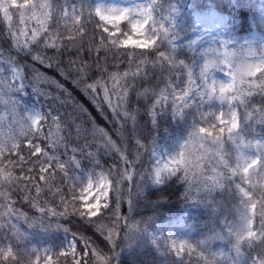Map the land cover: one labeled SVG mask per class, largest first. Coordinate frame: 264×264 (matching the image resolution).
Masks as SVG:
<instances>
[{"label": "snow or ice", "instance_id": "6c2138e0", "mask_svg": "<svg viewBox=\"0 0 264 264\" xmlns=\"http://www.w3.org/2000/svg\"><path fill=\"white\" fill-rule=\"evenodd\" d=\"M31 21L36 27H30ZM121 21L127 22L131 34L121 29ZM155 25L151 6L136 12L102 4L92 7L87 0H0V37L6 33L18 53L66 79L70 77L98 108L107 103L121 138L117 142L99 126V136L89 134L78 116L59 111L67 101L40 85L56 84L64 91L63 85L31 66L33 91L55 104L43 114L26 111L17 121L18 135L0 136V183L14 185L11 191H0V264H18L21 256H26L29 264H60L61 260L64 264H109L95 240L86 235L56 252L32 247L17 221L23 218L29 225H42L49 217L71 214L88 221L93 235L106 245L114 244L123 227L130 232L137 228L128 223L130 217L121 208L126 200L127 213L134 209L133 193L141 190L137 177L144 174L136 167L148 144L137 128L139 111L151 115L155 123L157 105L170 100L174 110L181 112L193 96L214 94L227 102L228 111L203 113L202 123L182 150L153 170V182L162 184L173 176L188 180L195 169L194 175L203 181L210 197L219 192L221 200L236 199L237 219L229 223L225 217L224 227L203 240L170 238L165 253L170 264H264V140L243 135L246 127L254 130L255 125H264V53L257 57L249 50L240 59L236 52L225 51L222 58L207 61L197 75L170 50L161 49L159 39L168 29ZM3 55L0 49V57ZM7 64L11 78L4 76L6 69L0 67V102L10 100L15 112L18 101L12 94L25 89V66L11 56ZM221 65L227 66L230 82H209L208 71ZM178 80L186 81L180 91ZM67 96L71 99L70 93ZM141 100L151 103L141 108ZM75 111L88 115L78 104H74ZM129 122L132 134L125 137ZM225 134L239 149L234 157L224 152ZM128 139L134 140V145L129 146ZM193 140L200 141L206 153L195 164L185 151ZM204 144L211 147L204 148ZM253 148L255 151L246 155ZM112 154L116 158L111 162L103 159ZM89 166L93 173L98 172V179L95 183L88 179L85 187L78 188L76 173ZM17 203L37 214L19 211ZM217 240H227L229 251L217 252L213 248Z\"/></svg>", "mask_w": 264, "mask_h": 264}, {"label": "trees", "instance_id": "16d2710c", "mask_svg": "<svg viewBox=\"0 0 264 264\" xmlns=\"http://www.w3.org/2000/svg\"><path fill=\"white\" fill-rule=\"evenodd\" d=\"M159 1V11L165 18V21L161 24L168 29V32L160 37L159 46L162 50H170L176 58L183 60L185 64H190L191 61L196 60L199 57V51L189 50L181 43L175 46L170 44L173 38H177L181 26L179 21H176V24L170 23L171 16L169 11L178 10L181 6H183V11H187L188 14L189 11L206 6V2H211L215 10L227 15L230 31L234 36L236 35L238 37L239 42L244 40V38L257 39L259 34H264V14L257 0ZM72 2L78 3V0H72ZM87 2L90 6H95L94 0H87ZM13 11L15 12L16 10L13 9ZM30 27H36L35 21L30 22ZM0 32H3L2 27H0ZM254 32L257 34H253ZM20 39L23 42L24 37ZM0 49L4 50L3 57H0V64L7 62L9 56L18 58L20 64L25 66L24 71L26 76L24 81L26 84L24 95L20 92L12 94L18 101L15 112L9 97H5L6 100H9L8 103L0 102V136L8 137L9 135L19 134L20 128L17 121L20 119V115L26 112L27 106L31 103H38L41 114L46 112L50 105L55 104L54 100L45 98L43 95H39L33 91L35 81L32 79L31 66L35 65L36 69L41 73H46L48 77L55 79L58 84L63 85L64 91H61L56 84L40 85V87L50 92L53 96H59L61 100L67 101L63 106H59V111L73 113L78 116L79 123L88 129L89 134L95 133L99 136L96 128V126H99L108 131L114 140L121 142L120 136L115 131L119 125L113 123L114 117L107 103H104L103 109L98 108L93 102L92 97L82 93L72 83L70 77L66 79L57 71L32 61L30 56L18 53L6 33L0 37ZM236 54L238 58L242 59L238 53ZM0 67L2 66L0 65ZM193 72L197 75L199 73L197 70ZM3 75L7 77L5 72ZM177 84L179 85L177 91H180L185 87L186 81L181 82L178 80ZM112 86V82L109 81L108 87L111 89ZM117 91H119V86H117ZM69 93L71 94V99L67 96ZM98 95H102V93ZM258 99L259 97H257ZM112 100L115 104L117 97L114 93L112 94ZM150 103L151 101L141 100L140 106L144 108ZM74 104H78L81 109L86 110L88 115H84L80 111L74 112ZM217 104L220 105L223 112H227L228 105L226 101H221L213 95L211 97L193 96L189 102V106L181 112H176L169 100L163 105H157L155 123H153V117L151 115H148L143 110L139 111L137 128L142 136L147 137L148 144L142 150L141 161L136 167L142 169L144 174L143 178L137 177L141 190L137 194L135 192L133 193L135 198L134 209L127 213L128 205L126 200L123 202L121 208V212L128 214L130 217L128 223L137 225L136 229L130 232L127 227H123L118 240L114 244L106 245L93 235L88 221H81L75 215L69 214L55 218L49 217L42 225H29L23 218H20L17 221L18 227L26 235L28 245L38 249H49L50 251L56 252L64 249L65 238L72 240L75 244L77 237L86 235L90 239L95 240L109 264H170L165 251L155 248L144 236V230L150 227L152 223L165 217H175L176 215L184 213L186 214V225H191L193 229L190 234V239L203 240L212 231H219L224 227L222 220L225 217H227L229 223L236 221L237 213L234 207L237 203L236 199L225 197L221 200V193L219 192L213 193L210 197L203 187V181L200 180L198 175H194L195 169L189 173L188 180L178 179L173 176L166 178L164 183L158 186H152L149 178L151 149L164 142L166 138L169 140L177 137L180 140L179 146L182 150L183 144L193 132L194 128L199 123H202L201 115L203 113L214 114ZM131 134L132 126L131 122H129L125 125L124 136L131 137ZM243 135L249 140H261L264 136V125L257 124L254 130L246 127ZM127 143L129 146H132L134 145V140L128 139ZM200 144V141L193 140L189 143L187 149H185L192 164H195L199 156L206 155L200 147ZM209 147L211 146L204 144V148ZM223 148L226 156L231 157L227 134L223 138ZM131 151L135 154L134 148H131ZM115 158L116 154L103 157L105 161L109 162ZM90 168L91 166L89 168H81L76 173L78 176V188L83 187L86 173H89L91 176L98 174V172L93 173ZM13 187L14 185H10L7 181L0 183V191H11ZM197 188H199V192H197ZM188 192H191L192 195L188 196ZM13 199L16 200L17 197L14 196ZM15 207L19 211L27 212L30 216L37 214L34 211H29L26 205H21L20 203H17ZM81 242H83L82 239ZM213 248L217 252H228L230 246L227 240H217L213 242ZM18 264H29L28 258L21 256ZM60 264H64V262L61 260ZM193 264H195V261H193Z\"/></svg>", "mask_w": 264, "mask_h": 264}, {"label": "rangeland", "instance_id": "374dc122", "mask_svg": "<svg viewBox=\"0 0 264 264\" xmlns=\"http://www.w3.org/2000/svg\"><path fill=\"white\" fill-rule=\"evenodd\" d=\"M262 8L264 14V0H257ZM96 4H102L105 7H116V8H129L138 12L141 8L151 6L153 11L154 20L156 27L165 21V18L161 15L158 5L159 0H94ZM207 5L200 9L189 11H183V6L178 10H171L170 12V23L176 24L179 21L180 31L177 38H173L170 42L171 45L181 43L186 46L189 50H198L199 57L191 61L190 66L193 71H200L203 65L209 61L217 58H222L225 51L236 52L243 59L244 54L249 50L256 53L259 57L261 53H264V34H259L258 38H244L242 41H238V37L232 34L230 31L227 15L220 13L213 8L211 2H206ZM111 28V25H108ZM120 27L124 32L131 34V30L127 25V22L121 21ZM257 34V33H253ZM137 38V37H133ZM5 68V73L10 79V72L8 69L7 62L0 64ZM207 79L209 82L217 81L220 83L230 82V74L226 65H221L220 68L213 67L207 73ZM25 83V82H24ZM26 87V84H25ZM24 95V91L20 92ZM216 96L215 94L213 95ZM217 97V96H216ZM218 98V97H217ZM227 104V102H226ZM228 105V104H227ZM26 111L29 113H41L37 102L31 103L27 106ZM214 114L218 115L223 112L220 105L217 104ZM228 111V110H227ZM264 140V136L262 138ZM261 139V140H262ZM230 144V155L234 157L239 149L237 145L229 140ZM180 140L175 137L172 139H165L161 144L156 145L151 149L149 167H150V183L152 186H158L153 182V170L161 166L163 163L168 162L174 157L180 149ZM255 149L249 150L246 155H251ZM88 179H92L95 183L98 179V174L91 176L89 173L85 174L83 187L87 185ZM82 187V188H83ZM192 226L186 225V214L182 213L175 217H165L151 224L150 227L144 230L145 238L158 249L165 251V246L170 238L174 239H190L192 233ZM70 245H74V242L70 239L65 238L64 248Z\"/></svg>", "mask_w": 264, "mask_h": 264}]
</instances>
